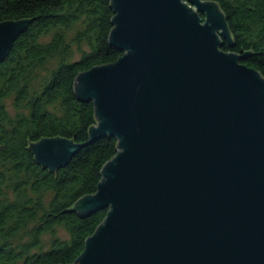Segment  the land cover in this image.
<instances>
[{
  "label": "water",
  "instance_id": "1",
  "mask_svg": "<svg viewBox=\"0 0 264 264\" xmlns=\"http://www.w3.org/2000/svg\"><path fill=\"white\" fill-rule=\"evenodd\" d=\"M112 3L110 42L126 53L76 81L98 111L91 136L119 141L77 206L110 210L73 264H264V78L221 49L229 31L215 3ZM26 25L0 23V63ZM31 148L58 169L78 145Z\"/></svg>",
  "mask_w": 264,
  "mask_h": 264
},
{
  "label": "trees",
  "instance_id": "2",
  "mask_svg": "<svg viewBox=\"0 0 264 264\" xmlns=\"http://www.w3.org/2000/svg\"><path fill=\"white\" fill-rule=\"evenodd\" d=\"M204 1L225 17L221 49L264 78V0ZM114 17L112 0H0V23L27 21L0 63V264H73L106 220L109 208L77 205L96 193L119 141L91 136L98 111L76 81L126 53L110 42ZM53 137L78 145L58 169L31 148Z\"/></svg>",
  "mask_w": 264,
  "mask_h": 264
}]
</instances>
